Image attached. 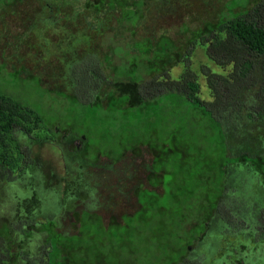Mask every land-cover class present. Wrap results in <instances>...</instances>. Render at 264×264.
I'll return each instance as SVG.
<instances>
[{"label": "trees", "instance_id": "obj_1", "mask_svg": "<svg viewBox=\"0 0 264 264\" xmlns=\"http://www.w3.org/2000/svg\"><path fill=\"white\" fill-rule=\"evenodd\" d=\"M23 1L0 3L10 6ZM85 1L95 13V29L103 26V31L109 30L111 26L101 24V20L109 18L105 15L110 12L119 13V31L114 36L123 43L115 44L112 52L123 56L121 67L110 73L103 69V63L111 62V54L105 60L95 55L79 60L74 54L65 56L77 83L74 92L48 89L47 93L54 102L65 97L81 103L71 102L79 110L85 111L87 105L81 129L76 124L61 127L65 119L60 117L47 129L37 111L6 91L0 92V184L14 180V169L22 170L32 163L31 149L22 139L24 135L41 137L35 131H44L48 137L47 130L59 143L61 135L75 134L72 138L76 143L69 147L75 149L83 143L82 161L87 166L96 165L100 157L119 162L128 152L141 156L143 146H148L151 164L148 168L150 162L144 164L143 169H151L146 175L149 186L135 188L140 207L125 213L124 221L113 216L106 224L96 212L75 211V224H79L76 234L58 231L52 219L40 227L27 223L25 235L30 237L34 229L46 232L42 264H124L119 260L122 257L128 259L126 264H198L189 254L205 236L212 217L226 209V202L234 204L245 196L243 192L257 187L234 178L235 187L229 188L228 172L249 164L264 185V152L252 139L255 133L250 128L264 120V0L254 5L249 0L239 12L233 7L228 14L196 29L184 25L181 42L167 34L137 38L136 28L157 0H96L101 6H93L95 0ZM200 47L209 57L199 69L206 77L211 100L200 95V74L194 69ZM210 62L224 73L215 71ZM175 67L181 68L178 75L172 72ZM32 76H39L37 82L41 83V75ZM120 82H131L127 85L137 90H132L133 95L118 90ZM74 111L68 113L72 120ZM129 121L137 122L143 131L124 128ZM108 122L115 126H108ZM93 124L95 131L89 129ZM239 138L253 143L237 145ZM107 144L111 145L109 156ZM91 151L95 152L93 160L87 159ZM240 172L236 176H241ZM2 234L11 239L7 230ZM252 241L240 242L244 252L238 253L235 247L229 255L236 257L235 264L263 258L261 244ZM104 245H108L105 250ZM0 264H4L1 256Z\"/></svg>", "mask_w": 264, "mask_h": 264}, {"label": "rangeland", "instance_id": "obj_2", "mask_svg": "<svg viewBox=\"0 0 264 264\" xmlns=\"http://www.w3.org/2000/svg\"><path fill=\"white\" fill-rule=\"evenodd\" d=\"M85 2L24 0L10 6L0 3V92L6 91L37 111L48 125L45 126L47 129L59 117L65 119L64 122L61 120V127L67 129L69 125L76 124L81 129L87 117V105L84 106L85 111L79 110L71 102L81 103L65 97L54 102L52 95L47 93L48 89L74 92L77 83L71 77L65 56L74 54L73 57L77 56L79 60L95 55L105 60V56L111 54V62L103 63V69L110 73L115 67H121L123 56L112 52L115 44L123 43L120 37L114 36L119 31L116 22L119 13L110 12L105 15L109 18L101 20V24L111 26L109 30L103 31V26L95 29L97 20L92 21L96 17L95 13L85 6ZM257 2L252 0L253 5ZM248 3L249 0L153 1L136 28L137 38L167 34L181 42L184 41L181 33L184 25L199 28L205 22L215 21L222 14H228L233 7L239 12ZM101 5V2L94 1L93 6ZM124 33L130 34L129 31ZM201 48L196 50L194 69L200 74V95L211 100L206 77L199 69V64L209 62V57ZM210 66L224 73L211 62ZM172 72L178 75L181 68L175 67ZM31 74L41 75V83L37 82L39 76ZM128 83L131 82H120L116 88L132 94V90L137 88H132ZM71 110H75L73 120L68 114ZM107 125L115 126L111 122ZM96 128L93 124L89 129L95 131ZM124 128L133 132L143 131L142 126L132 121L127 122ZM250 128L255 133L251 135L252 139L264 152V120L261 119L258 125H251ZM35 132L40 133L41 137L32 139L24 135L22 139L25 146L31 149L32 163L22 170L14 169V180L0 184V256L4 264H42L47 234L34 229L32 235L27 237V223H36L40 227L42 222L53 219L58 231L72 235L78 233L79 229V224H75V211L96 212L106 224L113 216L122 222L125 213L135 212L140 207L135 188L149 186L146 175L151 169H143L144 164L150 162L146 164L147 168L151 164L148 146H143L141 156L128 152L119 162L100 157L96 165L87 166L82 161L83 143L77 142L79 145L75 149L69 147L71 143H76L72 132L61 135L60 143L47 130L45 133L48 137H44V131ZM122 137L127 144L126 134L123 133ZM245 142L252 141L247 138L236 141L237 145ZM110 148V144L105 146L106 156H109ZM93 155L95 152L91 151L86 157H92L90 159L93 160ZM239 171L241 176H236ZM253 171L249 164H240V167L236 166L228 172L229 188L235 187L233 184L238 178L257 187L249 190L247 185L249 191L241 194L244 197L237 198L234 204L226 202V209L217 211L205 236L190 251V259L198 264H235L236 257H229L235 247L238 253L244 252L241 243L254 240L252 242L255 244H261L259 250H263V258L252 259L251 264H264V185ZM157 188L161 190V187ZM228 199L231 200V197ZM4 230L8 231L11 239L3 236ZM156 232L161 233L160 230ZM107 247L104 245L103 250ZM119 260L126 264L128 259L122 257ZM247 262L248 259H245L244 264Z\"/></svg>", "mask_w": 264, "mask_h": 264}]
</instances>
